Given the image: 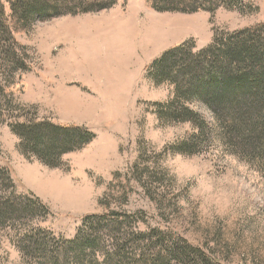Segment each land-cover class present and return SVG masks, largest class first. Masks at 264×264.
<instances>
[{
    "label": "rangeland",
    "instance_id": "1",
    "mask_svg": "<svg viewBox=\"0 0 264 264\" xmlns=\"http://www.w3.org/2000/svg\"><path fill=\"white\" fill-rule=\"evenodd\" d=\"M228 2L233 7L183 14L156 12L145 0H120L112 9L57 17L16 35L31 69L0 72V195L24 203L39 199L47 211L36 208L1 223L0 264H38L36 255L18 248L19 232L42 230L51 251L84 228L90 235L112 223L126 250L145 239L202 249L214 264H264L263 175L220 140L216 119L204 104L186 102L207 125L201 137L192 123L174 118L177 113L167 106L173 86L156 85L148 74L153 61L173 46L194 41L199 51L215 33L264 24V0ZM175 20L195 28L163 45L171 31H159L158 22ZM115 24L125 32L116 33ZM105 41L117 45L108 58ZM120 55L121 65L106 64ZM95 56L105 62L99 73L92 70ZM26 122L75 125L95 139L50 168L24 153L14 130ZM194 136L191 153H178ZM47 182L65 188L54 191ZM87 218L92 221L86 228ZM102 238L96 262H103L111 245ZM169 264L180 262L172 257Z\"/></svg>",
    "mask_w": 264,
    "mask_h": 264
},
{
    "label": "trees",
    "instance_id": "2",
    "mask_svg": "<svg viewBox=\"0 0 264 264\" xmlns=\"http://www.w3.org/2000/svg\"><path fill=\"white\" fill-rule=\"evenodd\" d=\"M119 1L0 0V72L9 75L31 69L24 60L25 49L17 42L16 35L57 17L109 10ZM122 1L125 4L128 0ZM228 1L145 0V3L159 13L195 14L233 7ZM148 74L156 85L173 86L174 98L167 106L170 113H177L174 118L192 123L201 137L207 125L186 102L204 104L216 119L220 140L264 177V24L233 33H215L212 43L199 51L194 41L173 46L153 61ZM176 105H181V109H174ZM160 117L163 114L160 113ZM20 129L14 133L20 138L24 153L36 156L50 168L59 167L64 155L83 149L95 139L93 132L75 125L26 122ZM198 136L193 137L191 144L179 145L178 153H191ZM22 199L0 195V228L1 223L36 208L47 211V206L39 199L26 200V203ZM90 221L92 219H85L84 227L87 228ZM93 225L90 223V228ZM113 225L108 224L101 233L94 230L90 235L84 228L85 233L81 230L73 240L57 241L51 251L42 230L19 232L18 248L36 255L38 264H169L172 257L178 258L180 264H198L191 258L200 259L203 264H214L212 257L202 249L157 245L152 240L144 239L141 245L126 250L118 241L120 230ZM104 236L111 245L109 251L103 252V262H96L95 250L102 245Z\"/></svg>",
    "mask_w": 264,
    "mask_h": 264
},
{
    "label": "bare ground",
    "instance_id": "3",
    "mask_svg": "<svg viewBox=\"0 0 264 264\" xmlns=\"http://www.w3.org/2000/svg\"><path fill=\"white\" fill-rule=\"evenodd\" d=\"M155 22V21H154ZM166 22V21H165ZM165 22H162V21H159L158 23H159V28H160V30L159 31H163V29L165 28V30L166 29H170V30H168V31H171L170 32V34L169 35H167V36H165V37H167V38H165V37H162L161 39H159L160 40V44H161V40L163 39V40H165V41H163V45L164 44H168V40H175V39H178V38H181V37H183L184 36V34H186L185 32L186 31H191L192 29H194L195 28V24L194 23H190V25L188 26V25H186V24H183V23H185V22H181V20L179 21V20H175V21H170V22H166V24H165ZM170 23V24H169ZM116 25V24H115ZM137 26V25H136ZM162 26V27H161ZM142 27V26H141ZM143 27H145V26H143ZM154 27H157L155 24H154ZM111 28H113V30L116 32V33H118V32H125V29L123 28V26H121L120 24H118V25H116V26H114V27H111ZM145 28H147V27H145ZM133 31V30H132ZM147 31H148V29H147ZM131 33V32H130ZM129 33V34H130ZM192 33V32H191ZM160 35H162V34H159L158 35V37L157 38H159L160 37ZM170 35H172V36H170ZM187 36V35H186ZM150 37V36H149ZM165 38V39H164ZM114 41H117V39H115V37L114 38H112ZM150 41V40H149ZM154 41H156L157 42V40H155L154 39ZM168 41V42H167ZM159 42V41H158ZM95 46V45H94ZM117 47V45H115L114 43H112V41L110 42V41H105V52H106V57L105 58H108L109 56H111V54H113V50L115 49ZM83 49V48H82ZM92 49V48H91ZM97 49L99 50V48L97 47ZM89 50V49H88ZM97 50V51H98ZM102 50V49H101ZM100 50V51H101ZM85 51H87V50H85ZM91 50H89V52H90ZM100 51H99V53H100ZM89 52L87 53V55L89 54ZM108 52V53H107ZM119 52V51H118ZM84 53V52H83ZM95 53V52H94ZM102 54V53H101ZM115 54H117V53H115ZM120 54V53H119ZM122 54V53H121ZM90 55V54H89ZM104 55V54H103ZM91 56H92V54H91ZM102 56V55H101ZM121 56V55H120ZM115 57V56H114ZM119 57V56H118ZM88 58H89V56H88ZM92 58V57H91ZM94 58V57H93ZM92 58V59H93ZM90 59V58H89ZM98 59V56H95V59H93L94 61H92L93 62V71L95 72V73H99V71L101 70V69H103L105 66L103 65L105 62H102L101 60H97ZM114 59V58H113ZM91 60V59H90ZM89 60V61H90ZM108 60V59H107ZM124 61V58L121 56V60L120 59H118L117 58V60H113V61H106V64H108V63H111V64H114V62H116V64L117 65H121L122 64V62ZM91 62V63H92ZM125 65L127 64V63H124ZM113 68H115L116 69V67H113ZM123 68V67H122ZM105 71V70H104ZM116 71H119V72H121V70H116ZM116 71H115V73H116ZM110 73V72H109ZM121 75V74H120ZM45 186L47 187V188H50V189H52V190H54V191H58V190H60L61 192L63 191V188H65V187H63L62 185H59V184H57V182H47L46 184H45ZM49 190V189H48ZM76 194V193H75ZM68 197H74V195L73 194H71L70 196H68Z\"/></svg>",
    "mask_w": 264,
    "mask_h": 264
}]
</instances>
